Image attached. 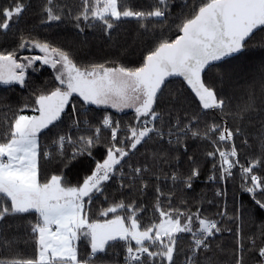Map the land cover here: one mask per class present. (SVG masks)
Returning a JSON list of instances; mask_svg holds the SVG:
<instances>
[{
    "label": "snow or ice",
    "instance_id": "obj_1",
    "mask_svg": "<svg viewBox=\"0 0 264 264\" xmlns=\"http://www.w3.org/2000/svg\"><path fill=\"white\" fill-rule=\"evenodd\" d=\"M30 7L0 0V91L28 93L0 97V264H264V0H37L38 26L134 24L103 58L13 31Z\"/></svg>",
    "mask_w": 264,
    "mask_h": 264
},
{
    "label": "trees",
    "instance_id": "obj_2",
    "mask_svg": "<svg viewBox=\"0 0 264 264\" xmlns=\"http://www.w3.org/2000/svg\"><path fill=\"white\" fill-rule=\"evenodd\" d=\"M31 7L24 13V15L20 18L18 22L13 23V31L18 32L23 29L27 33V31L31 28H34V34L36 35H46L51 34L55 38L58 39H67L73 40L78 43L81 51L83 53L91 54L96 58L103 57H114L116 56L120 50L121 45H123L126 41L131 43L134 36V24H125L122 25L119 30L114 33L113 39L111 41L106 40L98 31H87L84 34H77L76 30L73 29L70 25L61 26L60 28L55 27H47V26H38V19L33 14L36 8L37 0H30ZM158 30V27H157ZM33 78H38L39 80H44L47 78V73L44 75L33 74ZM28 95L27 91L19 89L17 86V90L14 93H5L0 91V97H8L9 102L15 104L23 97ZM237 101H234L235 104ZM123 118L125 120L128 119V116H125L123 113L118 115V118ZM208 147V146H205ZM194 148L197 150L198 154H202L203 148L200 147L199 143L194 145ZM202 158V155H201ZM238 183V179L236 182H229L228 184V193L229 200L233 198L235 195H239L240 198H245L247 194H239L236 190V184ZM213 193V189L205 183V178L202 177L200 180L196 181L195 186V194L196 195H204L206 198H211ZM247 199H245V203H247ZM205 207H209L205 204ZM256 223H252L248 220L245 221L244 231L246 233H252L256 231V225L260 222V217L257 216L255 218ZM220 241L225 245H231L233 243V239L230 233H223L220 237Z\"/></svg>",
    "mask_w": 264,
    "mask_h": 264
}]
</instances>
